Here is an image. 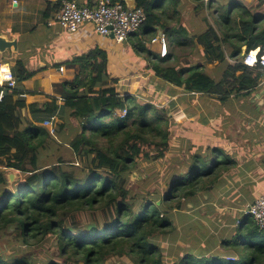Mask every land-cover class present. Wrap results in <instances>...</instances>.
I'll use <instances>...</instances> for the list:
<instances>
[{"label":"trees","instance_id":"1","mask_svg":"<svg viewBox=\"0 0 264 264\" xmlns=\"http://www.w3.org/2000/svg\"><path fill=\"white\" fill-rule=\"evenodd\" d=\"M160 1L161 5L165 1L178 8L186 0ZM187 1L195 5L198 16L193 18H198L204 28L190 36L178 25L176 33L181 41L174 39V48L200 45L204 63L225 68L221 80L209 77L202 64L179 68L174 63L175 54L151 56L144 42L147 35H154L153 27L161 26L160 31L168 38L171 27L170 21L162 24L154 15L161 6L155 0H136L147 19L135 34V52L149 53L147 60L155 75L186 92L220 96L222 102L235 93L250 94L263 74L239 61L243 48L249 52L264 46V0ZM206 10L217 19L215 25L210 24ZM86 59L88 69L63 84L62 107L70 111L77 124L63 125L64 133L61 129L58 133L61 140H56L38 121L20 115L29 107L33 115L53 116L59 110L55 99L50 104L27 106L19 86L12 91L0 87V93L4 91L0 101V168L23 176L10 186L5 173L0 172V231L16 226L26 244L30 239L39 242L56 236L65 264H105L110 257L122 256L134 264H229L226 260L233 264L243 253L249 256L246 264H264V231L248 217L232 239L222 241L230 249L227 257H233L223 260L221 256L198 255L193 249L185 252L186 246H180L181 241L186 244L185 235L177 229L186 219L189 222L185 227L189 229L198 228V222L183 211L194 204L201 192L208 195L218 189L231 159L226 156L219 160L217 148L208 149L213 151L208 155L193 153L187 172L170 181L164 195L148 191L150 186L137 187V192L131 189V184L139 185L131 179L133 172L144 163L168 155L175 122L167 108L159 111L165 117L150 115L151 104H139L135 97L123 96L115 86L104 87V52L90 53ZM16 67L19 84L36 75L21 60ZM64 146L68 151L61 150ZM78 160L82 162L80 168ZM87 211L91 212L89 224L84 226L82 214ZM89 227L94 228L93 232ZM186 230L182 232L186 234ZM187 238L197 241L193 233ZM0 264L32 263L26 258L0 256Z\"/></svg>","mask_w":264,"mask_h":264},{"label":"crops","instance_id":"2","mask_svg":"<svg viewBox=\"0 0 264 264\" xmlns=\"http://www.w3.org/2000/svg\"><path fill=\"white\" fill-rule=\"evenodd\" d=\"M64 1L67 0H0V36L10 41L16 39L18 42L17 52L13 49L4 53L0 52V64H8L15 75L16 64L21 60L26 63L29 71L36 73L32 79L18 83L20 91L26 94L23 99L27 106L50 104L55 99V104L59 106V110L54 114L57 117V124L61 123L65 126L77 124L70 115V111L63 109L60 104L62 101L59 100H63L64 96L63 84L81 75L85 68L88 69L89 62L86 59L88 54L104 52L107 57V77L102 82L104 87L115 86L123 96L133 95L141 102L145 97H153L149 92L155 84L158 88L156 89L157 98L154 97V99L164 108L170 105V112L176 121L175 126L180 128L183 123L187 124L186 121H195L200 127H204V130L214 127L219 131L216 137L218 143H222L231 151L229 154L234 155L231 158V155L227 154L231 161L218 182V186L223 188V193L220 195L223 200H194V204H190L189 207L193 209L191 212H193L194 221L201 220L196 216L201 207V211L206 210L203 211L202 217L211 210L209 213L217 211L218 214L222 213L229 218L234 217L235 223L237 220L243 221L247 217L245 213L247 207L264 196V84L261 82L262 77L258 86L250 94L235 93L223 102L220 96L186 92L184 88L166 83L155 75L147 60L150 54L135 52L133 44L138 40L135 35H132L127 42L119 43L111 36L99 35L92 24L81 27L75 33L67 32L57 23L49 25L59 14ZM69 1H75L81 7L93 8L99 0ZM122 2L131 7L137 5L136 0H122ZM185 2L183 1V4ZM183 4L179 7V12ZM185 4L190 7V4ZM160 27L154 26L153 30L157 31V35L149 34L147 38L161 36ZM145 45L151 56H160V43L151 42ZM168 49L169 55L174 54V49L169 45ZM238 103L240 105H233ZM229 109L235 111L234 115L228 113ZM212 110L215 112L219 110L220 114H215ZM25 111L28 112L29 118L22 115ZM20 115L29 121L38 119L37 114V118L33 117L29 107L23 109ZM39 116L42 115L39 114ZM50 117L46 115L43 121L49 120ZM64 135L68 136L69 133ZM213 148L217 147H208V149ZM7 170V168H0V172L5 173L10 182L9 176L13 172ZM14 181L13 178L12 183ZM207 236L205 235V239ZM232 238L233 236H230L224 240Z\"/></svg>","mask_w":264,"mask_h":264},{"label":"rangeland","instance_id":"3","mask_svg":"<svg viewBox=\"0 0 264 264\" xmlns=\"http://www.w3.org/2000/svg\"><path fill=\"white\" fill-rule=\"evenodd\" d=\"M155 1L160 5L163 2L160 0H155ZM185 3L190 4V7ZM185 3L184 4L182 3L183 8L179 13H176L177 9L180 10L179 7L176 8L173 5H166L165 1H164V5L161 6L159 5L160 7L157 8L154 12V15L158 16L162 21L161 23L165 22V20L167 22L170 21L168 26L171 27L168 30L167 43L170 48L174 49V54L176 55L175 57H177L174 63L177 66H179V68L190 67L195 64L205 65V73L215 81H219L223 76L224 68L220 67L219 65L217 66L216 64L209 65L204 63L201 57L202 47L200 45L194 46L192 43L188 47H183V48L175 47L177 50L174 48V39L176 41H181V38L177 37L178 33H176V30L179 29L178 25L183 26L186 30H188L189 33L192 34L190 36L196 35V33H198L197 31H200L202 28H204L202 22L198 21V18L196 19L192 18L194 17V15H197L194 12V7H193L194 5L189 1H186ZM228 9L232 10V7ZM205 15L208 17V20L211 25H215V23H217V19L214 17L211 11L206 10ZM185 17H189V18L185 19ZM196 25H198L199 27H197ZM155 35H157V31H155ZM144 41L145 43L149 44L152 42V38L148 37ZM230 63L232 65L235 64L231 61ZM157 88L158 87L155 84H153L152 91L149 92V94L152 95L153 97H147V98L145 97L143 100H141V102H139L138 99H136V101H138L139 104H151L152 108L149 111L150 115H154V116L161 115L165 117L166 114H162L159 112L160 110H163L164 107H162L159 101H156L154 99V97L157 98L156 96ZM129 96L135 97L133 95H129ZM59 101H62V99ZM60 104L63 105V102ZM233 105H240V104L238 103ZM166 108L169 111L170 119H172L173 122H176L174 117L172 116V113L170 112L171 110L170 105ZM212 112H214L215 114L216 113L220 114L219 110H216V112L215 110H212ZM228 113L234 115L235 111L229 109ZM22 115H26L28 117V112L27 111H25V113L22 112ZM37 115H38V119H34L37 118L36 115H33L34 117L33 119L36 120V122L38 121L37 123H40L43 126H45L44 124L46 121L45 120L43 121V119L44 117H46L47 114H41L42 116H39V114ZM186 123L187 124L183 123V126L180 128L175 125L172 127L171 137H170L171 148L168 155L164 159H161L153 163H144L135 172H133L131 179L135 184H139V185H135L134 187V185L131 184V189L137 192L140 190L137 187L140 188L142 187V189H147V187L150 186L151 190L147 189L148 191L154 193H156L157 191L158 194L164 195L170 181L178 179L179 173L184 174L185 172H187L191 164V161L189 159L191 154L198 153L201 155L204 154L208 155L210 154V152H213V151H208L209 146L217 147L219 148V150L222 149L219 151V156H218L219 160L225 159L227 154L229 156L231 155L230 157L233 158L232 156L234 155L229 154L231 151L228 150L226 147H224L222 143H218L217 141L218 138L216 137L219 135V131L214 129V127L212 129L210 127V129L204 130V127L203 128L200 127L195 121L194 122L186 121ZM56 124H57V120L54 123V126L55 129L58 128V132L55 131V135H52L51 133L50 134L54 138H57L56 140H61L60 136L58 135V133L61 132L59 129L62 130V133H64L65 129H63V125L61 123H58L57 126ZM53 131L54 128H52V132ZM234 133H236V131ZM223 134L227 135L226 133ZM61 150L63 152L68 151V147L64 146ZM64 157L68 158L66 153H64ZM213 162L214 161H212V163ZM77 166H79L78 168L82 166V162L80 160H78ZM13 174H15L14 182H16L18 179L23 178V176H19V174L17 175V173L13 172ZM13 183H10V186ZM217 187L218 189L215 190V192L212 191L208 193V195L205 191L201 192L195 200H200V201L223 200V198L220 196L223 193V188H221L220 186ZM139 194L140 196L145 195L141 192H139ZM188 209H192V208L188 207L185 211H183V214L185 216H190L191 218H193L192 217L193 212L189 211ZM200 209H202V207ZM200 209H198V214H196L197 218L201 219L200 221L196 220L198 222V224H196L198 225V228H195L193 230L192 228L189 229V227H185L189 222L187 219L182 226L178 227L177 230L181 232L182 235H185L186 238V244L183 241H181L180 246H186L187 249H185V252L186 251L189 252L191 249H193L195 253L198 255L202 254L206 256H221L223 257V260L227 259L230 249L224 247L221 241H225L224 239H228L230 238V236L234 237L236 235L237 233V230L235 229L236 219L234 217L229 218L227 216H224L222 213L218 214L217 211L209 213L211 210H208L207 214H205V216L202 217L200 213H204L206 210H203L204 211L203 212ZM90 213H91L90 211H87L82 214L83 216L82 225L86 226L87 224H89L87 222L89 220L88 215ZM248 218L253 220L251 217ZM232 225L234 227H232ZM183 229H187L185 231L186 234L182 232ZM191 233L194 234V238L197 240L196 242H191L190 240H188L187 237ZM19 234H20V229L17 228L16 226L10 229L0 231V254H3V256H18V255L26 256L32 258L36 263H45L51 260L62 262V260L58 258V251H57L58 242L55 236L50 235L49 237L42 239L39 242L30 239L29 243L26 244L23 242L22 238H20ZM204 235H208L206 239L205 237H203ZM199 238H201V241L198 242ZM202 238L204 241L202 240ZM221 238L223 240H221ZM159 241H161V239ZM208 241L212 243H209ZM217 241H219V243ZM166 246H167L166 244H162V247L166 248ZM231 257H233V255H231L229 258ZM62 259L64 260V258ZM248 260H249L248 254L243 253L240 255V257L236 258L233 264H246ZM166 261H170V259L167 258ZM226 262L229 264L231 263L228 262L227 260ZM105 264H134V263L131 261L129 257L122 256V257H110Z\"/></svg>","mask_w":264,"mask_h":264},{"label":"built area","instance_id":"4","mask_svg":"<svg viewBox=\"0 0 264 264\" xmlns=\"http://www.w3.org/2000/svg\"><path fill=\"white\" fill-rule=\"evenodd\" d=\"M209 0H206V3ZM147 15L143 8L127 7L120 1L112 2L111 0H99L96 7H81L75 1H64L62 8L57 17L49 23L53 25L57 23L62 29L69 33L77 32L81 27L92 24L95 31L101 36L113 35L119 43L127 42L132 35L139 32L142 25L146 22ZM160 43V57L169 56L167 37L161 34L157 38L152 39V43ZM239 63L245 66L259 70L263 76L261 82L264 84V46L253 51L243 49ZM236 64L235 61L229 60ZM0 87L9 89L10 91L18 87V80L9 65L0 64ZM4 97V91L0 93V101ZM21 98L26 94L20 95ZM57 117L51 116L45 122V127L50 129V133L55 135V126ZM54 126V127H52ZM52 128L54 131L52 132ZM246 216L251 217L257 227L264 231V196L258 198L253 204L246 209ZM241 224V220H237L236 227Z\"/></svg>","mask_w":264,"mask_h":264},{"label":"water","instance_id":"5","mask_svg":"<svg viewBox=\"0 0 264 264\" xmlns=\"http://www.w3.org/2000/svg\"><path fill=\"white\" fill-rule=\"evenodd\" d=\"M127 7L131 8V6L127 5ZM162 33H160L161 35ZM112 38H114L113 35H111ZM14 50L15 52L18 51V42L16 39H13V40H8L6 37L4 36H0V52L1 53H4L6 52L7 50ZM15 177V174H11L9 176V179H10V183H12L13 181V178ZM91 229V232H93L94 228L92 227H89Z\"/></svg>","mask_w":264,"mask_h":264},{"label":"flooded vegetation","instance_id":"6","mask_svg":"<svg viewBox=\"0 0 264 264\" xmlns=\"http://www.w3.org/2000/svg\"><path fill=\"white\" fill-rule=\"evenodd\" d=\"M56 237V236H55ZM59 246L57 245V251H58V258L62 260V262H58V261H54V260H51L49 262H45V263H36L32 258L30 257H26V256H21V255H18V256H10L11 258H26L28 260L29 263H32V264H65L64 263V260L62 259L61 257V253H60V250H59ZM1 257L3 258H6V257H9V256H3V254H0Z\"/></svg>","mask_w":264,"mask_h":264},{"label":"clouds","instance_id":"7","mask_svg":"<svg viewBox=\"0 0 264 264\" xmlns=\"http://www.w3.org/2000/svg\"><path fill=\"white\" fill-rule=\"evenodd\" d=\"M169 52H170V51H169ZM247 217H248V216H247ZM241 223H242V221H241ZM240 225H241V224H240ZM240 225H239V226H240ZM239 226H238V227H239Z\"/></svg>","mask_w":264,"mask_h":264}]
</instances>
